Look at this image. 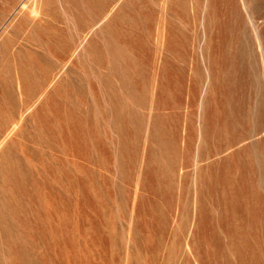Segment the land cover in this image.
<instances>
[{"label": "rangeland", "instance_id": "obj_1", "mask_svg": "<svg viewBox=\"0 0 264 264\" xmlns=\"http://www.w3.org/2000/svg\"><path fill=\"white\" fill-rule=\"evenodd\" d=\"M0 144V264H264V0H0Z\"/></svg>", "mask_w": 264, "mask_h": 264}, {"label": "bare ground", "instance_id": "obj_2", "mask_svg": "<svg viewBox=\"0 0 264 264\" xmlns=\"http://www.w3.org/2000/svg\"><path fill=\"white\" fill-rule=\"evenodd\" d=\"M35 12V11H34ZM36 14V13H35ZM20 96V95H19ZM33 106V105H32ZM15 121V120H14ZM25 122V121H24ZM17 124V123H16ZM15 128V127H14ZM7 135V134H6ZM1 145V144H0ZM23 151V150H22ZM24 152V151H23Z\"/></svg>", "mask_w": 264, "mask_h": 264}]
</instances>
